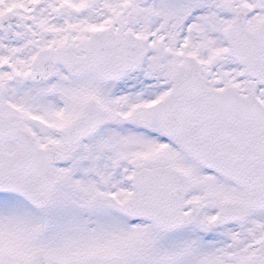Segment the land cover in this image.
<instances>
[{
  "label": "snow or ice",
  "instance_id": "1",
  "mask_svg": "<svg viewBox=\"0 0 264 264\" xmlns=\"http://www.w3.org/2000/svg\"><path fill=\"white\" fill-rule=\"evenodd\" d=\"M0 264H264V0H0Z\"/></svg>",
  "mask_w": 264,
  "mask_h": 264
}]
</instances>
